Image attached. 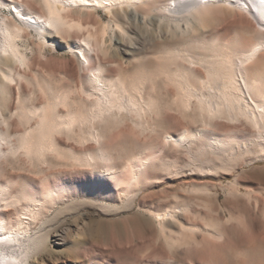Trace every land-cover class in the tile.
Listing matches in <instances>:
<instances>
[{"label":"rangeland","instance_id":"374dc122","mask_svg":"<svg viewBox=\"0 0 264 264\" xmlns=\"http://www.w3.org/2000/svg\"><path fill=\"white\" fill-rule=\"evenodd\" d=\"M14 1L21 4L22 9L44 14L33 0ZM223 4L227 7L219 6L203 16L204 19L197 20L153 12L144 21L140 16L138 21H131L126 18L125 10L117 8L122 30L109 18L112 13L104 8L69 10L67 19L80 20L81 30L72 27L58 33L49 28L51 34L57 35L56 45L43 44L34 26H30L15 39L25 62L11 66L14 79L2 99V112L6 114L8 124L2 123L0 116V129L6 130L14 139L26 129L18 118L22 101L23 104L41 106L49 92L51 95L55 90H63L74 97L82 82L85 86L88 84L82 57L64 45L80 40L87 31L106 27L108 53L102 61L109 62L106 67L111 68V75L118 72L112 70L113 60L123 64L127 61L121 47L132 46L131 41L140 44L142 49L145 44L143 50L138 49L149 52L148 57L135 60L148 69L154 68L152 65L157 64L158 55L164 48L184 46L192 36L200 35L205 39L216 36L220 43L236 49L264 41V19L250 1L227 0ZM2 16L10 20L15 16L26 21L9 3L0 4V18ZM138 38L147 41L142 44ZM157 47L162 49L159 51ZM255 66L264 68V45L248 63L249 68ZM133 69L127 70L130 75ZM125 77L129 79V75ZM149 83L152 81H147L146 92L153 91L158 104L153 125L144 131L131 123L121 125L112 133H106L104 144L121 155L116 161L119 165H125L126 156L149 154L151 162L140 172V179L129 196L117 192L104 198L74 196L51 210L49 218L40 224L46 233L47 250L43 260L46 264H63L66 260L72 264H264V156L250 153L245 158L229 161L231 152L238 150L235 141L253 134V129L244 120L228 121L222 117H215L209 126H205L193 119L196 116L194 106L192 111L178 107L174 89L164 85L163 79L154 82V89ZM57 107L60 112L65 110L62 105ZM31 123L33 125L34 120ZM201 126L218 136L230 137L228 139L235 146L222 157L218 153H203L195 144L188 149L191 144L175 143L164 137L166 134L179 135L184 128L194 130ZM57 137L62 143L74 144L64 135ZM13 166L15 169L7 174L9 178L16 179L19 174L27 183H39L42 175L33 174L28 164L14 163ZM73 166H58L57 169L70 170L68 178L74 180L90 175L84 172L86 167ZM155 212L165 214L162 223ZM36 264L42 262L36 261Z\"/></svg>","mask_w":264,"mask_h":264},{"label":"bare ground","instance_id":"6f19581e","mask_svg":"<svg viewBox=\"0 0 264 264\" xmlns=\"http://www.w3.org/2000/svg\"><path fill=\"white\" fill-rule=\"evenodd\" d=\"M33 1L40 5L44 14L22 9L21 4L14 0H0V4H11L18 16L26 20L24 22L15 16L12 20L5 16L0 18V116L6 125L8 118L2 112V99L7 95L8 84L14 79L11 66L25 62V56L15 39L30 26H34L43 44L49 42L50 45H56L57 35L51 34L49 28H54L58 33L72 27L81 30L80 20L67 19L69 10L80 12L84 9L90 11V8H104L112 13L109 18L122 30L123 26L116 14L117 8L125 10L126 18L131 21H138L140 17L144 21L153 12L197 20L219 6L227 7L223 4L227 0ZM248 1L264 19V0ZM105 35L106 27L102 26L99 30L87 31L80 40L64 44L76 56L82 57L81 64L88 84L85 86L82 82L77 85V95L72 97L61 88L59 92L53 90L51 95L49 92L41 106L23 104L22 101L18 118L26 129L14 139L6 130L0 129V264H36V261L46 264L42 258L47 250L46 233H43L40 224L49 218L51 210L55 207L57 209L58 205L64 204L71 197L104 198L113 192L129 196L133 192V187L140 179V172L151 162V156H126L125 165H119L116 161L121 155L112 152L104 144V138L107 132L112 133L121 125H130L128 123L141 131L153 125L152 119L158 113V104L151 93L153 91L146 92L148 80L152 81L149 85L154 89V82L163 79L164 85L174 89L178 107L183 111H192L195 107L196 116L193 119L205 126L215 117L228 121L244 120L254 133L235 141L238 150L233 154L231 152L232 159L229 161L233 162L239 157L242 159L250 153L257 157L264 156V68L248 67L264 41L236 49L231 48L232 45L230 47L229 44L220 43L216 36L208 39L200 35L192 36L188 43L185 41L184 46L166 47L159 55L155 51L159 61L155 65L151 64L154 68L148 69L135 60L149 55V52L141 51L147 40L141 41L142 38H138L144 44L143 49L138 40L136 42L139 45L131 41L132 46L121 47L127 61L123 64L120 60H113L115 68L111 64L112 70L118 72L115 70L117 73L111 75V68L106 67L109 62L102 61L108 53ZM130 67L135 69L131 70V75L127 71ZM125 71L126 74L123 73ZM122 73L126 79L128 76H125L129 75V79H124ZM59 105L65 107V110L60 112L57 107ZM184 129L179 135L164 134V137L175 143L191 144L188 149L195 144L203 153H218L222 157L227 155L225 151L235 146L228 139L230 137L218 136L204 126L194 130ZM58 135H64L74 144L62 143ZM14 163L21 166L26 163L33 174L42 175L39 183H27L18 173L16 179L9 178L7 174L15 169ZM73 165L86 167L87 171L84 172L90 175L74 180L68 178L70 170H62L63 167L57 169L58 166L73 168ZM155 216L162 223L165 214L155 212ZM63 264L72 263L66 260Z\"/></svg>","mask_w":264,"mask_h":264}]
</instances>
